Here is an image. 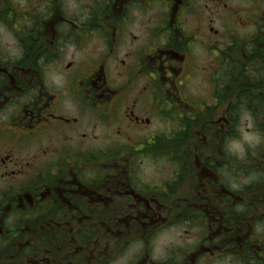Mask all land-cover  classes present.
<instances>
[{
	"label": "flooded vegetation",
	"instance_id": "obj_1",
	"mask_svg": "<svg viewBox=\"0 0 264 264\" xmlns=\"http://www.w3.org/2000/svg\"><path fill=\"white\" fill-rule=\"evenodd\" d=\"M234 1L0 14V264H264V182L231 187L218 153L238 109L264 118V0Z\"/></svg>",
	"mask_w": 264,
	"mask_h": 264
},
{
	"label": "rangeland",
	"instance_id": "obj_2",
	"mask_svg": "<svg viewBox=\"0 0 264 264\" xmlns=\"http://www.w3.org/2000/svg\"><path fill=\"white\" fill-rule=\"evenodd\" d=\"M19 1L21 2L20 5H22L19 7L17 6V8L20 9V13L26 14L28 12L33 13V11H35V13L38 12V14L40 15V6L29 4L30 2L35 3V0H19ZM25 1H28L27 5H23V2ZM233 3H236V0ZM48 5L53 8L51 4H48ZM2 8H5V7L3 5H0V11H2ZM63 8L68 9L69 11L73 12V10L76 9V6L73 4H67V5H64ZM20 13L19 12L14 13L15 17H18ZM5 24L2 21H0V49L2 50V53L8 54L10 58H13L20 53L19 42H18V38H15V35L10 31L11 25L7 23ZM228 24L230 25L229 22ZM31 26H32V23L30 24V26H27V27L31 28ZM18 27L19 26H16L15 29H18ZM37 27H39V25H37ZM219 30L225 31V28L222 26L221 21L219 22ZM133 31L136 34L139 31V28H137L136 26L135 29H133ZM224 40H226V38H224ZM95 41H97V39H95ZM95 41L92 38L91 43L88 44L89 46H87V48L92 49L93 47H95L93 46L96 43ZM65 53H66L67 60L71 59V57L68 59L71 53L69 52H65ZM76 56L79 57L80 60L81 58H83V61H87L86 60L87 54H85V52L84 54L77 53ZM192 80H193L192 84L194 85L193 89L195 88L199 93L200 90H202V86L200 85V83L198 82L196 78H192ZM232 101L233 103H236L237 99H233ZM252 105L256 107L255 109H257V107L261 109V106H263L264 108V101L262 102V105L257 104L256 101ZM255 114L256 116L253 117L252 115H250V111L247 110L246 108L238 109V112L235 114V117L233 118L234 119L233 123L235 125L234 126L232 125L231 127V129H234V130L233 132L230 133V137L228 138V141L226 139V144H224V146H222V149L218 151L219 157L222 159H225V156L227 154L231 155L230 156V159H231L230 173H227V172L225 173V175L227 174L230 176L229 182H230L231 187L232 186L235 187L237 183H243V184L248 185V184H252V182H256V183H260V181L264 182V180L258 179L256 176L252 175L253 173L250 170L251 169L250 165L246 163V161L244 160L246 159V157L252 158L257 153L258 154L264 153V118L262 116L263 113L262 115H259L257 114V112H255ZM174 125L177 127V125L179 126V123L174 124ZM230 126H231V122H230ZM221 138H223V136H220L218 139H216V141L220 143ZM232 157H234V160L232 159ZM225 170L227 169H225L224 167V172ZM229 176H227V178ZM227 178L225 177L226 179L225 181H227ZM176 230H177L176 227L175 229H170L167 237H164L161 235L159 236V239L166 238L167 242H169V239H171L173 244H177V245H174L175 248L178 246L182 247L183 245H190V243L194 240V236L192 234H190L187 238L179 239L178 234L176 233L177 232ZM185 239H190L191 241H187ZM162 245H165V244H162Z\"/></svg>",
	"mask_w": 264,
	"mask_h": 264
},
{
	"label": "trees",
	"instance_id": "obj_3",
	"mask_svg": "<svg viewBox=\"0 0 264 264\" xmlns=\"http://www.w3.org/2000/svg\"><path fill=\"white\" fill-rule=\"evenodd\" d=\"M2 13V12H1Z\"/></svg>",
	"mask_w": 264,
	"mask_h": 264
}]
</instances>
